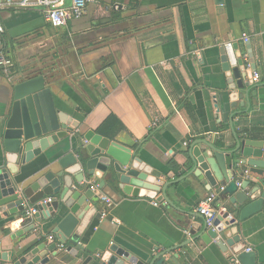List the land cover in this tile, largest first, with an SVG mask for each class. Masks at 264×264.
<instances>
[{"label": "crops", "instance_id": "1", "mask_svg": "<svg viewBox=\"0 0 264 264\" xmlns=\"http://www.w3.org/2000/svg\"><path fill=\"white\" fill-rule=\"evenodd\" d=\"M112 3L97 0L82 20L61 29L51 28L40 10L2 14L3 46L17 76L10 81L0 71V168L6 164L1 137L11 115L14 85L43 76L56 109L79 127L64 143L63 153L49 150L19 166L15 178L24 187L48 172H60L58 162L70 148L80 155L85 135L98 133L114 115L125 131L112 141L129 146L157 182L171 183L167 196L182 211L160 202L162 192L155 193L156 199L148 198L147 191L132 197L110 182L122 199L105 204L96 195L99 212L78 244L83 253L75 259L57 248L59 259L77 264L120 241L151 256L176 249L166 256L167 264H240L230 248L224 252L206 235L199 239V205L216 190L199 178V168L198 175L191 173L190 147L206 141L224 148L234 142V132L245 136V130L257 131L259 139H250L264 140V132L256 130L264 131V0H118L119 10ZM228 43L247 63L243 73L251 88L248 100H237L236 106L233 96L242 91L229 89L223 68ZM255 74L258 82L253 81ZM83 184L85 195L99 181L93 177ZM12 200L3 198L0 186V207ZM67 214L62 206L52 222L38 223L25 212L0 220L1 252L11 256V262L0 264H16L22 254L52 244L51 236L57 241L54 230ZM238 227L242 244L264 264V210Z\"/></svg>", "mask_w": 264, "mask_h": 264}, {"label": "water", "instance_id": "2", "mask_svg": "<svg viewBox=\"0 0 264 264\" xmlns=\"http://www.w3.org/2000/svg\"><path fill=\"white\" fill-rule=\"evenodd\" d=\"M236 58L237 66L232 68L227 55H223L229 89L242 91L233 96V106H236L237 100H248L251 91L250 84L246 82L248 76L243 73L247 63L239 54ZM251 68L256 71L255 65ZM13 90L11 115L1 137L6 164L0 168V186L5 200H15L0 207V220L26 212L30 207L37 210L34 220L38 223L56 220L62 206L69 211L54 230L58 242L55 240L49 245L41 244L22 254L16 264H72L66 259H59L57 246L69 243L76 247L73 252L71 247L68 249L75 259L80 252L83 253L78 244L99 212L95 206L99 201L96 195H101L100 200L107 197L114 203L123 197L110 182H117L122 193L132 197L142 196L147 191L148 198L156 199L155 193L162 192L158 200L165 201L182 213L167 196L171 183L161 184L149 176L144 164L135 158L129 146L95 132L85 135L86 146L77 157L70 148L71 153L58 162L62 168L60 172H48L30 186L24 187L15 178L19 166H25L49 150L56 155L59 151L63 153L67 147L64 143L71 140L79 124L56 109L52 91L46 87L43 76L19 82ZM241 105L244 107V103ZM233 136L234 142L224 148L206 141H196L190 147V158L194 165L191 173L198 175L199 168L203 173L199 178L218 191L214 204L218 212L214 230L208 228L205 218L200 215L203 230L199 239L206 235L224 252L230 248L240 264H258L257 254L246 252L238 225L264 210V140H252L236 132ZM93 177L99 181L98 187L91 186L83 195V183ZM54 196H57V200L52 203L39 208L36 206L40 201ZM81 213L84 214L82 221L79 220ZM175 250L151 256L128 243L116 241L109 248L97 251L77 264H167L166 256ZM6 255L0 248V260L11 262V256L8 258ZM84 255H87L86 251Z\"/></svg>", "mask_w": 264, "mask_h": 264}, {"label": "built area", "instance_id": "3", "mask_svg": "<svg viewBox=\"0 0 264 264\" xmlns=\"http://www.w3.org/2000/svg\"><path fill=\"white\" fill-rule=\"evenodd\" d=\"M68 1L69 5H68ZM97 0H0V71L10 81L16 78V64L14 60L6 53V48L3 46V36L5 35V26L2 18V14L11 10H40L53 29H61L68 27L71 23L82 20L87 14L89 8L96 4ZM113 10H119L118 0H113ZM244 43H249L250 38L243 36ZM227 51V57L231 66H237V58L234 52L233 44H225ZM260 76L255 74L253 77L254 82H258ZM95 188V187H93ZM218 196V191L213 192L200 205L198 212L202 215L209 229H213L214 222L217 217V210L214 207L215 201ZM54 199L48 198L40 201L36 206L39 208L47 203H52ZM105 204H111V200L107 197L101 200ZM158 206V204H155ZM28 218H34L37 210L34 207L29 208L26 212ZM107 213H102V217H106ZM188 235L189 232L186 231ZM51 242H54L55 238L51 236L49 238ZM58 249L61 251H67L68 248L64 244H59ZM251 249H247L246 252H251Z\"/></svg>", "mask_w": 264, "mask_h": 264}, {"label": "trees", "instance_id": "4", "mask_svg": "<svg viewBox=\"0 0 264 264\" xmlns=\"http://www.w3.org/2000/svg\"><path fill=\"white\" fill-rule=\"evenodd\" d=\"M182 104L185 105V108L187 109L188 112L192 110V106L188 102H182ZM256 130H259L260 132H264L260 129H256ZM124 131H125V128L122 125V123L114 115H112L99 128L97 134L113 140L115 137L122 134ZM255 132L257 131L245 130L243 134H246L245 136L252 138V139L253 138L259 139L258 136L255 135ZM263 136H264V133H263Z\"/></svg>", "mask_w": 264, "mask_h": 264}]
</instances>
